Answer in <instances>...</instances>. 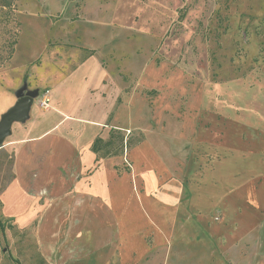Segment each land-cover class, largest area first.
<instances>
[{"label":"rangeland","instance_id":"obj_1","mask_svg":"<svg viewBox=\"0 0 264 264\" xmlns=\"http://www.w3.org/2000/svg\"><path fill=\"white\" fill-rule=\"evenodd\" d=\"M15 15L0 116L38 95L0 145V264H264V0H18ZM67 103L97 120L75 123L80 145L100 139L89 164H17L34 156L22 131Z\"/></svg>","mask_w":264,"mask_h":264},{"label":"crops","instance_id":"obj_2","mask_svg":"<svg viewBox=\"0 0 264 264\" xmlns=\"http://www.w3.org/2000/svg\"><path fill=\"white\" fill-rule=\"evenodd\" d=\"M88 86L91 85H83V90L86 89V87ZM56 87H58V85H56L54 89ZM93 104L95 105V102H93ZM67 105L68 106H66V109H62L57 105H51V110L55 111L58 117L54 121H52L48 126L37 128L36 126H38V124H36L35 122L32 123L27 130L22 131V135H24L25 138H31L32 141H30L34 142V145L31 146V151H29V153L34 152V156L32 157L29 154V157L23 151L19 152L17 164L21 160H28L34 162L36 161V156H38L37 153H46L45 159L43 160L42 166L40 167L41 174L46 175L45 173L47 172L55 173L58 167L69 169V163L72 161L71 151L75 152V154L78 156V160L79 157H82L83 160L86 162L85 164H89V160L91 159L90 152L92 151L90 150L91 148L89 149V146L91 144L92 139L87 137L88 142L84 145H80L76 138L78 136L79 130H76L75 128V123H78L79 120L85 119L74 114L76 112L75 109L69 107L70 105H75V103H67ZM85 121L89 122L90 126H92L93 128H95L97 124V120L95 119L87 118V120ZM65 122H67V125H65V128L61 129V126ZM72 126H74V128H72ZM48 129L49 131L51 130L53 135L45 134ZM39 133L41 134V136ZM38 134L40 137L37 136ZM46 143L50 144L45 146ZM75 148L80 150V155H78L79 153H77L78 151ZM39 151H41V153ZM73 165L70 168H72Z\"/></svg>","mask_w":264,"mask_h":264},{"label":"trees","instance_id":"obj_3","mask_svg":"<svg viewBox=\"0 0 264 264\" xmlns=\"http://www.w3.org/2000/svg\"><path fill=\"white\" fill-rule=\"evenodd\" d=\"M18 0H0V64L8 61L14 52L19 32V21L16 18V3ZM118 131H113L104 145L111 143L113 136H119ZM99 138H95L91 144V150L96 152L100 150ZM3 223L0 219V229Z\"/></svg>","mask_w":264,"mask_h":264},{"label":"water","instance_id":"obj_4","mask_svg":"<svg viewBox=\"0 0 264 264\" xmlns=\"http://www.w3.org/2000/svg\"><path fill=\"white\" fill-rule=\"evenodd\" d=\"M37 95V89L24 92L21 88L17 91L15 104L0 116V145L11 135L13 123L22 122L29 116L31 103Z\"/></svg>","mask_w":264,"mask_h":264},{"label":"built area","instance_id":"obj_5","mask_svg":"<svg viewBox=\"0 0 264 264\" xmlns=\"http://www.w3.org/2000/svg\"><path fill=\"white\" fill-rule=\"evenodd\" d=\"M40 103L44 108L47 109L49 107V98L45 96Z\"/></svg>","mask_w":264,"mask_h":264}]
</instances>
